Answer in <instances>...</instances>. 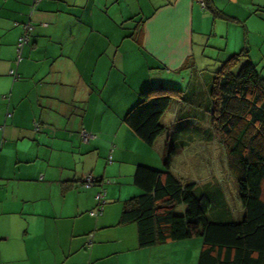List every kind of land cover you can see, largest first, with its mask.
<instances>
[{
  "label": "crops",
  "instance_id": "1",
  "mask_svg": "<svg viewBox=\"0 0 264 264\" xmlns=\"http://www.w3.org/2000/svg\"><path fill=\"white\" fill-rule=\"evenodd\" d=\"M207 1L225 18L200 0H0V264H197L201 239L139 248L120 216L140 192L135 168L164 170L166 141L193 106L177 101L196 99L207 49L220 63L246 51L264 81V0ZM167 86L180 97L150 147L124 117L142 91ZM87 176L103 184L97 218L101 186L81 188Z\"/></svg>",
  "mask_w": 264,
  "mask_h": 264
},
{
  "label": "trees",
  "instance_id": "2",
  "mask_svg": "<svg viewBox=\"0 0 264 264\" xmlns=\"http://www.w3.org/2000/svg\"><path fill=\"white\" fill-rule=\"evenodd\" d=\"M200 1L213 19L225 18L207 0ZM180 93L164 87L142 91L124 123L151 147L158 137L169 134L160 120L173 97L181 96L180 105L194 103L191 93ZM210 101L211 122L225 155L227 174L237 188L242 220L212 221L209 199L197 197L194 184L172 174L171 163L178 153L172 135L165 145L164 170L135 168L132 182L140 194L123 202L120 224L135 225L139 248L199 238L202 249L197 264H264V81L246 51L221 63L212 77ZM93 181L89 188L101 183ZM95 201L97 206L96 196ZM179 207L185 211L177 213Z\"/></svg>",
  "mask_w": 264,
  "mask_h": 264
},
{
  "label": "rangeland",
  "instance_id": "3",
  "mask_svg": "<svg viewBox=\"0 0 264 264\" xmlns=\"http://www.w3.org/2000/svg\"><path fill=\"white\" fill-rule=\"evenodd\" d=\"M214 54L211 55L210 50L207 49V56L211 61L204 62V65L197 69L199 71L197 97L187 115L180 113L181 116L171 133L173 145L178 152L172 161L177 172L176 176L185 178L186 184H194V193L197 197L204 196L209 199V218L212 221L239 222L243 218V209L238 200L234 180L227 174L225 155L213 129L209 109L212 77L221 65L220 62L213 61L222 59L218 53L215 56ZM182 78L183 75L176 79L178 83ZM171 79V77L164 76L162 81L170 82ZM186 82L185 85L188 84V78ZM170 87L173 86L164 88ZM132 197L134 196L126 197V200ZM184 211L185 207H179L176 210L177 213Z\"/></svg>",
  "mask_w": 264,
  "mask_h": 264
},
{
  "label": "built area",
  "instance_id": "4",
  "mask_svg": "<svg viewBox=\"0 0 264 264\" xmlns=\"http://www.w3.org/2000/svg\"><path fill=\"white\" fill-rule=\"evenodd\" d=\"M201 3V6L203 7V4L202 2L200 1ZM25 29V33L20 37V39L18 40V43H17V59L15 61V64L19 63L21 61V58H20V53H21V49L22 47L24 46V44H26L28 42V29L27 28H24ZM9 75L10 77H12V79L14 81H17L19 79V75L18 73L16 72V69L15 68H11L10 71H9ZM35 129H38V125L36 124L35 125ZM81 138L84 142H88V140L91 138V135H89L86 131H82L81 132ZM111 158H109V162H110ZM94 178H92L91 176H87L85 179H84V183L82 185L83 188H89L93 185L94 183ZM96 200L98 202V205L96 206V208L94 210H92L91 212H89V215L91 217H94V218H97L99 217L101 214H102V210H103V206L105 205V193H104V190H101L97 195H96Z\"/></svg>",
  "mask_w": 264,
  "mask_h": 264
}]
</instances>
